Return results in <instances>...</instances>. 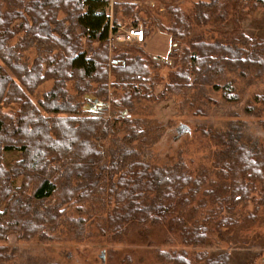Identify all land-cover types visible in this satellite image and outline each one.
<instances>
[{"label": "trees", "instance_id": "obj_1", "mask_svg": "<svg viewBox=\"0 0 264 264\" xmlns=\"http://www.w3.org/2000/svg\"><path fill=\"white\" fill-rule=\"evenodd\" d=\"M109 1L34 0L6 8L9 0H0V57L14 75L7 74L0 66L1 200L13 198L11 182L16 178L22 180L20 190H25L30 182L34 184L30 201L22 204L20 209H8L11 199L7 200V208L1 216L9 215L11 221L0 226V240L12 232L18 233L20 238L38 233L41 236L44 226L56 223L66 207L77 201L112 204L105 217L109 232L124 229L131 221L151 225L167 222L170 230L178 229L180 224L185 225V217L191 219V213L205 207L207 200L216 205L217 212L222 205L231 211L249 199L252 185L263 181L264 150L252 152L242 148L231 138L230 132L211 134L220 146L215 154L217 181L207 180L204 174L193 177L181 162L172 167L150 166L139 160L133 150L123 151L95 169L97 163L105 159V154L96 148L93 140H101L111 132L127 128L132 122L84 116L82 101H76L75 97L94 92L98 98L107 100L110 88L114 87L121 94L110 99L112 105L129 106L133 99L143 98L146 94L150 96L155 85L147 71L149 61L145 51L129 48L112 50L109 55V15L106 11ZM159 1L164 4L163 11L169 24H160L156 16L145 10L148 21L144 35H149L151 22H154L170 36L171 44L175 46L168 54L175 70L171 82L166 84V91L175 93L193 89L209 75L221 80L225 71L264 68V39L252 38L241 31L237 33L236 28L225 32L230 36L227 42L222 39L208 42L203 39V33L195 32L196 27L226 18L225 4L220 0L196 2L186 13L170 0ZM13 2L17 4L16 0ZM228 2L231 6L248 3L253 9H262L264 16V0ZM124 5L123 15L131 16L133 24H137L143 9L135 3ZM117 8L118 4H114V13ZM59 11L64 14L62 19L58 18ZM20 32H24L23 37L10 46L8 41ZM93 43L98 46L93 47ZM33 44L46 54L37 56L27 68L18 62V58L23 49ZM46 79L53 80L52 88L37 104L33 103L24 89L32 93ZM68 83L72 84L75 95L67 92ZM215 88L221 91L225 100L237 99L230 81L217 84ZM257 99L264 102V94ZM10 105L15 107L13 112L1 111L2 107ZM134 128L138 126L131 125L130 133L125 136L127 142L141 138V132H133ZM6 151L19 153L18 159L9 167L3 165ZM73 179L76 186L71 185ZM262 188L264 190V184ZM199 194L202 199L195 201ZM54 195L59 204L49 211L30 216L32 202H42ZM194 203L196 208L192 206ZM259 204H264V194ZM229 222L228 218L221 217L214 224L215 229ZM204 223L197 220L189 227L185 225L183 243H204L210 232ZM71 226L77 227V222ZM157 260L168 264H190L186 253L176 251L158 253ZM218 260L210 254L204 256V264H219Z\"/></svg>", "mask_w": 264, "mask_h": 264}, {"label": "rangeland", "instance_id": "obj_2", "mask_svg": "<svg viewBox=\"0 0 264 264\" xmlns=\"http://www.w3.org/2000/svg\"><path fill=\"white\" fill-rule=\"evenodd\" d=\"M13 1L15 0H9L5 7L14 8L19 2H22L20 5H25L34 0H16L17 4ZM170 1L179 5L183 13H186L192 4L212 0ZM220 2L225 4L226 18L195 28L196 33H203L205 41L214 42L216 39H222L227 42L230 36L225 32L229 33L236 28L237 33L241 31L252 38L264 39L262 9H253L248 3L231 6L228 0ZM127 3H135L136 7L143 9L139 13L141 20H137V24H133L131 16L126 17L122 13L124 4ZM114 4H118L116 13L113 12ZM163 9L164 4L159 0H110L106 11L110 27L141 26L144 31L145 22L148 21L145 10L156 16L160 24H169L168 16ZM63 17V12L59 11L58 18ZM151 29L142 43L116 42L109 39L107 41L110 56L112 50L125 51L136 48L145 51L144 55L149 61L147 71L155 83L150 96L146 94L143 98L133 99L129 106L119 107H114L110 102V99L121 94L120 90L114 87L110 88V97L107 100L98 98L94 92L75 97L76 101H82L84 116L95 115L108 120L128 119L132 122L131 125L138 126L133 132L140 131L142 134L138 140L127 142L125 136L130 133L129 125L127 128L109 133L101 140H93L96 148L105 154V159L97 163L95 169L105 165L121 152L133 150L139 160L150 166L172 167L181 162L193 177L204 174L207 180L217 181L218 167L215 163V154L220 146L217 138L211 134L230 132L231 138L242 148L252 152L264 150V102L257 99V96L264 94V68L258 71L255 69L225 71L221 80L209 75L202 84L193 89L168 92L165 87L171 82L175 70L173 59L168 54L175 46L171 44L170 36L156 23L151 22ZM23 34L24 32L16 34L8 44L15 45ZM92 46L97 47L98 43H93ZM42 54H46L44 50L33 44L22 50L18 62L30 68L35 58ZM0 66L7 74L14 76L1 57ZM227 81L232 84L237 97L235 101L225 100L221 91L215 88V85ZM16 82L19 83L18 80ZM52 85L53 80L46 79L39 83L32 93L25 89L24 91L29 99L37 104ZM66 88L69 94L75 95L71 83H68ZM96 100L101 103H96ZM14 110L13 105L1 109L7 113ZM18 157V152H4V167L12 165ZM21 184V178L11 182L12 199L8 197L1 200L3 197L0 196V226L11 221L9 215L1 216L7 208V200L11 199L8 209H20L22 204L30 201L33 182H30L25 190H20ZM262 184L264 174L262 183L251 186L249 199L231 211L222 205L217 212L216 205L207 200L205 207L191 213V219L185 217L183 223L187 227L197 220L200 223L205 221L204 224L208 225L210 232L202 244L183 243L182 230L185 225L180 224L178 229L170 230L167 222L151 225L131 221L124 229L109 232L105 227L109 225L105 217L109 214L112 204L77 201L66 207L56 223L44 226L41 236L38 233L20 238L18 233L12 232L0 240V264H168L157 260L158 253L173 251L186 253L190 264H204V256L208 254L216 256L219 264H264V204H259L264 194ZM71 185L76 186L75 179ZM201 199L202 196L199 194L195 201ZM57 204H59L57 195L42 202H32L30 216L35 212L49 211ZM192 206L196 208L197 204L194 203ZM221 217L228 218L230 222L215 229L214 224ZM73 222H77V227L71 226Z\"/></svg>", "mask_w": 264, "mask_h": 264}, {"label": "built area", "instance_id": "obj_3", "mask_svg": "<svg viewBox=\"0 0 264 264\" xmlns=\"http://www.w3.org/2000/svg\"><path fill=\"white\" fill-rule=\"evenodd\" d=\"M145 35L141 26H109L108 39L116 42L142 43Z\"/></svg>", "mask_w": 264, "mask_h": 264}, {"label": "water", "instance_id": "obj_4", "mask_svg": "<svg viewBox=\"0 0 264 264\" xmlns=\"http://www.w3.org/2000/svg\"><path fill=\"white\" fill-rule=\"evenodd\" d=\"M96 103H101L100 101L96 100Z\"/></svg>", "mask_w": 264, "mask_h": 264}]
</instances>
